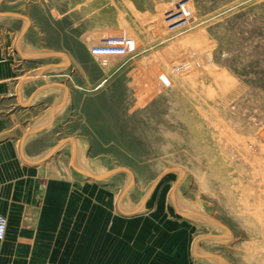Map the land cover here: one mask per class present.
<instances>
[{"label": "rangeland", "instance_id": "obj_1", "mask_svg": "<svg viewBox=\"0 0 264 264\" xmlns=\"http://www.w3.org/2000/svg\"><path fill=\"white\" fill-rule=\"evenodd\" d=\"M30 1L58 55L41 80L62 87L79 179L112 220L175 221L216 263L264 264V0Z\"/></svg>", "mask_w": 264, "mask_h": 264}, {"label": "crops", "instance_id": "obj_2", "mask_svg": "<svg viewBox=\"0 0 264 264\" xmlns=\"http://www.w3.org/2000/svg\"><path fill=\"white\" fill-rule=\"evenodd\" d=\"M26 2L0 0V214L8 221L0 264H219L210 238L191 243L175 221L112 220L94 183L79 179L89 167L77 124L59 107L62 87L41 80L46 59L58 55L39 49L41 23L31 13L39 6L28 0L31 11H22Z\"/></svg>", "mask_w": 264, "mask_h": 264}, {"label": "built area", "instance_id": "obj_3", "mask_svg": "<svg viewBox=\"0 0 264 264\" xmlns=\"http://www.w3.org/2000/svg\"><path fill=\"white\" fill-rule=\"evenodd\" d=\"M8 221L5 215L0 214V239H4L7 234Z\"/></svg>", "mask_w": 264, "mask_h": 264}, {"label": "bare ground", "instance_id": "obj_4", "mask_svg": "<svg viewBox=\"0 0 264 264\" xmlns=\"http://www.w3.org/2000/svg\"><path fill=\"white\" fill-rule=\"evenodd\" d=\"M76 160V159H75ZM79 163V162H78ZM79 165L82 167L83 165L81 164V163H79ZM176 201V200H175ZM176 205H179V206H181V204H179V203H176ZM134 207H132L131 209H133ZM178 209V211H180L181 209H179V208H177ZM129 211V210H128ZM133 210H130L129 212H132ZM184 211H187L188 213H190V215H193V216H196V217H199V214L200 213H197V212H191V211H189V210H187V209H185ZM184 211L183 210H181L180 212L182 213H184ZM186 213V212H185ZM187 213V214H188ZM186 216V215H185ZM193 216H191V218L193 219V220H198V221H202V222H211V223H214V221H211V220H203V219H199V218H195V217H193ZM200 218H202V216H200ZM213 220V219H212ZM202 249V248H201ZM203 252V251H202ZM206 254V253H205ZM211 256V255H210Z\"/></svg>", "mask_w": 264, "mask_h": 264}, {"label": "water", "instance_id": "obj_5", "mask_svg": "<svg viewBox=\"0 0 264 264\" xmlns=\"http://www.w3.org/2000/svg\"><path fill=\"white\" fill-rule=\"evenodd\" d=\"M91 177H93V178H96V179H100V178H102V176H100V175H93V174H90V173H88ZM181 211V210H180ZM183 213V212H182ZM184 215H186L187 217H190L191 218V215L190 214H187V213H183Z\"/></svg>", "mask_w": 264, "mask_h": 264}]
</instances>
